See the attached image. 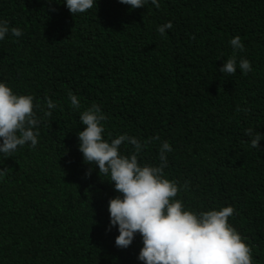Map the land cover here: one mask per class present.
<instances>
[{
  "label": "trees",
  "instance_id": "1",
  "mask_svg": "<svg viewBox=\"0 0 264 264\" xmlns=\"http://www.w3.org/2000/svg\"><path fill=\"white\" fill-rule=\"evenodd\" d=\"M160 2L97 0L73 15L63 0H0V19L23 30L0 41V80L32 95L41 117L47 98L57 104L36 149L0 154V264H143L139 234L122 249L117 228L106 230L119 193L79 151L80 112L93 103L106 139L127 133L146 144L141 163L159 164L169 141L165 173L187 185L176 199L196 211L232 205L229 222L264 264V140L253 149L245 133L264 134V0ZM168 21L162 37L157 26ZM236 35L244 50L234 53ZM234 54L252 71L221 74Z\"/></svg>",
  "mask_w": 264,
  "mask_h": 264
},
{
  "label": "clouds",
  "instance_id": "2",
  "mask_svg": "<svg viewBox=\"0 0 264 264\" xmlns=\"http://www.w3.org/2000/svg\"><path fill=\"white\" fill-rule=\"evenodd\" d=\"M131 9L141 8L149 3L161 7L160 0H119ZM52 3V0H49ZM73 14L91 9L97 0H63ZM173 28L172 21L157 26L160 36L166 37L167 30ZM19 38L23 30L10 26L9 21L0 19V41L6 36ZM234 53L244 50L239 35L230 39ZM239 68L242 74L252 71L247 58L230 56L219 68L221 74L232 75ZM70 106L80 110V99L69 91ZM43 117L35 110L38 104L30 94H19L5 81L0 80V154L5 158L27 145L36 149L40 136L41 120L52 116L57 104L47 98ZM240 111V109H237ZM247 111V109H244ZM80 122L84 128L78 132L79 151L85 163L98 168L100 177L114 185L119 195L108 204L110 224L107 231L116 227L118 235L115 245L126 249L137 234L142 237L143 246L138 260L143 264H254L252 246L247 238L229 222L234 215L232 205L213 207L206 211L187 208L182 200L176 199L178 192L187 187L165 173L168 153L172 145L165 140L159 148V164L141 163L139 156L146 147L140 139L127 133L115 138H105L107 117L98 104L80 112ZM250 137V147L258 149L264 134L253 128L245 130ZM155 139H159L156 137ZM130 144V153L121 151L122 144ZM92 168L86 175L90 176ZM4 172L0 170V176Z\"/></svg>",
  "mask_w": 264,
  "mask_h": 264
}]
</instances>
